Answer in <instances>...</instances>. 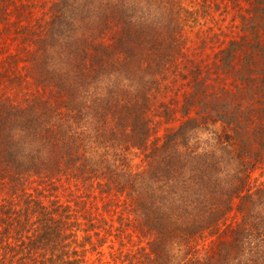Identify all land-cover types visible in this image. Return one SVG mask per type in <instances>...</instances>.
I'll return each mask as SVG.
<instances>
[{
  "label": "trees",
  "instance_id": "trees-1",
  "mask_svg": "<svg viewBox=\"0 0 264 264\" xmlns=\"http://www.w3.org/2000/svg\"><path fill=\"white\" fill-rule=\"evenodd\" d=\"M0 264H264V0H0Z\"/></svg>",
  "mask_w": 264,
  "mask_h": 264
},
{
  "label": "rangeland",
  "instance_id": "rangeland-1",
  "mask_svg": "<svg viewBox=\"0 0 264 264\" xmlns=\"http://www.w3.org/2000/svg\"><path fill=\"white\" fill-rule=\"evenodd\" d=\"M189 35H190V37L193 36L192 31L189 32ZM164 131H165V126H160L159 127V133L162 134ZM257 174H258V172L255 175H257Z\"/></svg>",
  "mask_w": 264,
  "mask_h": 264
}]
</instances>
